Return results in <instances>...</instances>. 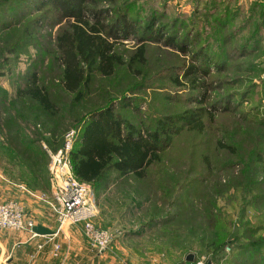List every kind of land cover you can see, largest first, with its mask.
Returning <instances> with one entry per match:
<instances>
[{
  "label": "rangeland",
  "instance_id": "1",
  "mask_svg": "<svg viewBox=\"0 0 264 264\" xmlns=\"http://www.w3.org/2000/svg\"><path fill=\"white\" fill-rule=\"evenodd\" d=\"M124 1L140 22L155 13L159 24L197 31L196 45L235 55L225 72L210 75L220 85L216 97L228 100L233 110L216 113L201 133L185 130L175 137L144 179L112 175L107 187H91L94 223L113 236L102 264H188L190 255L203 264H264V251L259 252L260 246L264 249V202L250 191L264 195V0ZM38 14L33 0H0V86L13 99L27 67L36 71L56 106L54 115L44 116L53 132L46 135L50 149L60 145L66 130L82 124L94 102L113 101L118 113L141 126H153L159 117L186 107L184 92L173 83L183 57L156 44L147 45L144 64L119 67L108 78L94 75L87 95L73 103L60 88V69L53 61L58 27L26 31ZM132 46L120 50L125 60ZM9 49L15 54L5 59ZM240 49L247 52L242 58ZM123 98L131 100L130 107H121ZM40 144L46 152L45 142ZM257 154L261 163L255 162ZM5 174L18 182L16 169L7 166ZM23 187L21 193L9 188L3 199L57 230V216L48 204H54L49 174L46 190Z\"/></svg>",
  "mask_w": 264,
  "mask_h": 264
},
{
  "label": "trees",
  "instance_id": "2",
  "mask_svg": "<svg viewBox=\"0 0 264 264\" xmlns=\"http://www.w3.org/2000/svg\"><path fill=\"white\" fill-rule=\"evenodd\" d=\"M33 4L39 14L30 19L26 31L58 27L53 61L60 69V88L73 103L81 102L87 95L94 75L108 78L119 67L131 69L134 64H144L149 44L163 45L183 57L173 79L176 88L185 94L186 107L182 111L159 117L153 126H141L118 113L113 101L99 105L94 102L82 124L70 128L79 131L70 158L80 182L95 188L107 187L112 175L144 179L175 137L185 130L201 133L216 113L233 110L228 100L216 97L220 85L216 86L210 75L213 70L225 72L235 55L215 53L206 43L196 45L197 31L180 32L182 28L179 30L176 23L171 28L159 24L155 13L140 22L142 18L130 13L124 0H33ZM130 42L133 52L125 60L120 50ZM240 51L242 58L247 52ZM14 54L15 50L9 49L5 59ZM27 71L13 99H8V93L0 86V165L4 164V173L7 166L17 170L19 185L44 191L48 187L47 155L40 142L50 149L46 135L53 132L44 116L54 115L56 106L46 87L39 84L36 71L30 66ZM130 102L123 98L121 107H130ZM67 131L61 136L60 145L51 151L60 148ZM218 146L231 151L229 146ZM255 162H262L259 154L255 155ZM28 175L33 177L26 179ZM250 191L263 204L264 195L256 193L255 188ZM262 251L260 246L259 252Z\"/></svg>",
  "mask_w": 264,
  "mask_h": 264
},
{
  "label": "built area",
  "instance_id": "3",
  "mask_svg": "<svg viewBox=\"0 0 264 264\" xmlns=\"http://www.w3.org/2000/svg\"><path fill=\"white\" fill-rule=\"evenodd\" d=\"M78 132L75 129L68 130L56 151H51L44 145L49 157V184L54 200V204H48L53 208L59 223L56 233L67 225H82L83 236L88 245L101 253L108 249L113 236L108 230L95 225L97 205L94 192L89 184L80 182L73 173L70 154ZM34 226V221L26 215L21 205L14 202L0 203V231L26 232L36 236L32 232ZM59 250L60 245L54 244L53 255L57 256Z\"/></svg>",
  "mask_w": 264,
  "mask_h": 264
},
{
  "label": "crops",
  "instance_id": "4",
  "mask_svg": "<svg viewBox=\"0 0 264 264\" xmlns=\"http://www.w3.org/2000/svg\"><path fill=\"white\" fill-rule=\"evenodd\" d=\"M3 165H0V203L7 201L3 199V195L9 188L12 187L18 193L25 190L23 185H19V181L15 182L6 177ZM33 221L35 225L50 229L54 234L31 236L26 232L1 230L0 264H31L32 262L35 264H102L103 259L107 257L105 252H97L88 245L81 226L67 225L56 233L57 230H52L49 223L41 220ZM54 244L60 245L57 256L53 255Z\"/></svg>",
  "mask_w": 264,
  "mask_h": 264
},
{
  "label": "water",
  "instance_id": "5",
  "mask_svg": "<svg viewBox=\"0 0 264 264\" xmlns=\"http://www.w3.org/2000/svg\"><path fill=\"white\" fill-rule=\"evenodd\" d=\"M32 232L37 236H50L53 235L54 232L50 229H47L41 225H35L32 229ZM186 261L188 264L194 263V257L192 255L186 257ZM206 264H212L211 262H207Z\"/></svg>",
  "mask_w": 264,
  "mask_h": 264
}]
</instances>
